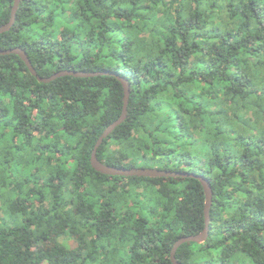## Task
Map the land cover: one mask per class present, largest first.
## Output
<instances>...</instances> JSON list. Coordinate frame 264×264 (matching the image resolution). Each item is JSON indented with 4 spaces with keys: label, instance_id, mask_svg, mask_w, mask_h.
Instances as JSON below:
<instances>
[{
    "label": "trees",
    "instance_id": "1",
    "mask_svg": "<svg viewBox=\"0 0 264 264\" xmlns=\"http://www.w3.org/2000/svg\"><path fill=\"white\" fill-rule=\"evenodd\" d=\"M14 3L0 0V27ZM14 48L44 78L129 81L101 162L211 182L210 237L179 262L264 264V0H22L0 34ZM124 99L114 75L41 83L0 56V264H173L204 231L198 179L92 167Z\"/></svg>",
    "mask_w": 264,
    "mask_h": 264
},
{
    "label": "water",
    "instance_id": "2",
    "mask_svg": "<svg viewBox=\"0 0 264 264\" xmlns=\"http://www.w3.org/2000/svg\"><path fill=\"white\" fill-rule=\"evenodd\" d=\"M22 3V0H15L14 7L12 9V17L10 22L7 25L0 27V34L9 32L16 23L17 14L20 8V5ZM6 55H18L27 65L32 75L38 78L39 82L41 83H51L59 78L62 77H75V78H95L99 76H109L114 75L116 76L123 84L125 89V99H124V109L123 113L120 116V118L112 123L102 134V136L99 138L91 158V164L92 167L99 173H102L104 175L108 176H116V177H139V178H195L198 179L204 188L205 196H206V204H205V219H206V227L204 231H202L198 235L183 237L180 240H178L173 248L172 254H171V260L173 264H182L177 259V253L179 248L187 243H198V244H204L207 242V240L210 237L211 233V211L213 207V200H214V191L211 182L205 178L204 176H200L197 174H191L188 172H180V171H168V170H160V169H151V168H119V167H113L104 164L100 161L98 157V151L99 148L103 145L104 141L108 139L112 133L120 127L128 118V107L130 104V98H131V85L128 80H126L124 77H121L120 75L113 74L107 71L103 72H86V71H75V70H65L58 72L51 77H41L35 67L33 66L27 52L22 48H14V49H7L3 50L0 49V56H6Z\"/></svg>",
    "mask_w": 264,
    "mask_h": 264
},
{
    "label": "rangeland",
    "instance_id": "3",
    "mask_svg": "<svg viewBox=\"0 0 264 264\" xmlns=\"http://www.w3.org/2000/svg\"><path fill=\"white\" fill-rule=\"evenodd\" d=\"M70 245H71V246H74V242H73V241H70Z\"/></svg>",
    "mask_w": 264,
    "mask_h": 264
}]
</instances>
